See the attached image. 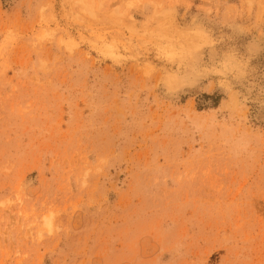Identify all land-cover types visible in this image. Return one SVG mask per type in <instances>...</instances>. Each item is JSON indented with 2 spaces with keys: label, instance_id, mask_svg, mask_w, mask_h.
Here are the masks:
<instances>
[{
  "label": "rangeland",
  "instance_id": "1",
  "mask_svg": "<svg viewBox=\"0 0 264 264\" xmlns=\"http://www.w3.org/2000/svg\"><path fill=\"white\" fill-rule=\"evenodd\" d=\"M0 264H264V0H0Z\"/></svg>",
  "mask_w": 264,
  "mask_h": 264
}]
</instances>
